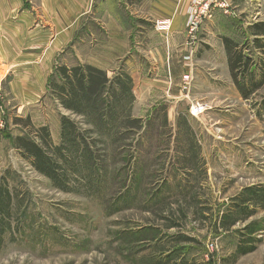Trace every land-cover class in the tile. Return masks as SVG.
<instances>
[{"label":"rangeland","instance_id":"rangeland-1","mask_svg":"<svg viewBox=\"0 0 264 264\" xmlns=\"http://www.w3.org/2000/svg\"><path fill=\"white\" fill-rule=\"evenodd\" d=\"M235 1L240 18L236 8L233 16L215 10L201 24L198 54L218 65L180 74V110L173 98L148 104L143 84L134 109L140 100L121 68L104 70L121 79L107 84L99 110L88 95L68 94L65 70L77 76L90 65L86 20L74 46L56 55L44 90L32 85L33 100L16 98L26 85L12 90L14 73L0 72V264H264V85L245 98L220 53L223 43L228 59L224 38L248 43L256 68L246 80L264 79V53L246 24L264 4ZM197 104L206 109L194 115ZM102 110L118 121H97Z\"/></svg>","mask_w":264,"mask_h":264},{"label":"crops","instance_id":"crops-1","mask_svg":"<svg viewBox=\"0 0 264 264\" xmlns=\"http://www.w3.org/2000/svg\"><path fill=\"white\" fill-rule=\"evenodd\" d=\"M256 1L245 0L244 4L249 6L256 2L262 8L264 0ZM189 4V0H0V72L6 68L7 72L14 73L10 82L14 84L12 90L15 85H26V91H15L16 98L33 100L36 94L32 85L36 88L40 85V91L44 90L51 75L48 69L56 67L53 66L56 55L68 44L74 46L79 25L86 20L92 24L85 32L92 37L84 42L86 52L91 53L87 63L108 73L120 68L126 70L140 100L134 109L142 108L143 84L148 104L154 98H173L172 110H180L186 100L175 87L180 74H192L198 63H207L208 67L218 65V59L199 56L200 30L196 40L188 46ZM242 7L235 5V18H240L244 12ZM252 17L256 18L255 22L264 21L262 13ZM161 19L171 21L169 31H156L155 23ZM95 23L102 29L100 35L93 30ZM220 53L228 65L223 43ZM148 68L152 73L142 81V73ZM3 79L2 76L0 83ZM36 91L38 94L39 90Z\"/></svg>","mask_w":264,"mask_h":264},{"label":"trees","instance_id":"trees-1","mask_svg":"<svg viewBox=\"0 0 264 264\" xmlns=\"http://www.w3.org/2000/svg\"><path fill=\"white\" fill-rule=\"evenodd\" d=\"M249 29L252 31V35L255 36L252 40L253 47L258 50H262V52L264 53V21L254 22L250 25ZM259 36H263V38H260ZM224 43L228 53V65L232 77L235 81V84L242 93V95L245 98H249V96L253 93L254 90L264 85V79L246 80L247 75L254 74L256 68V62L254 61L252 50L250 48H247L248 43H244L242 46H239L237 42L230 38H224ZM245 49H247L248 52L245 51ZM55 68H57V66ZM86 69L87 72L81 71L77 76L73 75V68L65 70L67 74L64 76L63 79L67 81V85H69L70 87V89L68 90V94L74 95L75 100L77 101L80 100L82 95H88L89 98L93 99L92 103L96 105L95 109L99 110L101 103L104 101L103 99H105L103 97V94L107 89V84L113 83L116 85H120L121 78L116 77L115 80L112 81V79L107 76V73L100 68L89 65ZM75 70L76 69L74 68V71ZM262 71L264 72V63L262 64ZM50 82L51 81H49V83ZM74 83L75 88L72 89ZM77 89L79 91L78 94L75 93ZM79 94H81V97H79ZM64 95L67 96V93H65ZM96 112V116L98 115V117L96 118L97 121H102L105 123H114L118 121V116L114 115V119L108 116L110 111H106V113H103V110L102 112ZM65 123L66 122H64V124H62L61 126V139L62 141H69L72 136L69 135L67 137V135L70 134V132L72 131V127H70V125L66 127L67 125H65ZM23 141L24 148L29 153H33L35 156L38 154H43L41 145L36 141ZM43 143L44 141L42 142V144ZM43 160H46V163H50L49 159L47 158H44Z\"/></svg>","mask_w":264,"mask_h":264},{"label":"built area","instance_id":"built-area-1","mask_svg":"<svg viewBox=\"0 0 264 264\" xmlns=\"http://www.w3.org/2000/svg\"><path fill=\"white\" fill-rule=\"evenodd\" d=\"M233 0H191L190 6V18L187 23L186 34L188 46L191 42L196 40L198 32L201 28V24L206 18L211 17L215 10L221 11L226 16L235 15ZM155 28L161 32H167L171 28V21L168 19H161L156 21ZM185 79H189L188 75H185ZM1 84V83H0ZM1 86V85H0ZM1 90V89H0ZM1 98V92H0ZM204 105H194L192 107V113L195 115L201 114L205 111ZM3 125V123H2Z\"/></svg>","mask_w":264,"mask_h":264}]
</instances>
